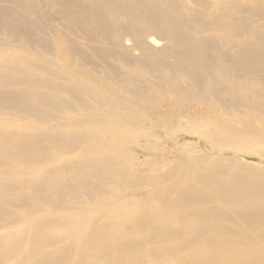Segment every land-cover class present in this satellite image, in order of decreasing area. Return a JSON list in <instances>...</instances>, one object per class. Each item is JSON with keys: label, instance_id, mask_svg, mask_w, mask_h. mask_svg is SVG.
Returning <instances> with one entry per match:
<instances>
[{"label": "bare ground", "instance_id": "bare-ground-1", "mask_svg": "<svg viewBox=\"0 0 264 264\" xmlns=\"http://www.w3.org/2000/svg\"><path fill=\"white\" fill-rule=\"evenodd\" d=\"M0 35V264H264L246 165L116 210L153 188L116 147L131 98L201 104L225 144L264 145V0H0Z\"/></svg>", "mask_w": 264, "mask_h": 264}, {"label": "rangeland", "instance_id": "rangeland-1", "mask_svg": "<svg viewBox=\"0 0 264 264\" xmlns=\"http://www.w3.org/2000/svg\"><path fill=\"white\" fill-rule=\"evenodd\" d=\"M0 37L6 36L0 35ZM43 55L46 57V54ZM138 80L143 81L144 78L141 76ZM154 81L158 82V80ZM141 83L140 86L144 87ZM151 89L159 95L157 100H164L160 97L163 94H160L157 87L151 86ZM225 93L231 96L236 95L230 89ZM131 99L142 110V121L139 122V117L138 125L132 132L125 133L126 141L117 144L116 147L128 156L127 163L136 168L137 175L146 173L153 177V188L148 190L143 187L140 191L127 190L121 197L116 198L121 204L116 207V210L125 211L139 207L153 194V191L167 188L178 179L201 173L204 168L211 166L219 158L227 159L223 160L225 166L228 165L227 163L234 162L246 165L244 167L256 173H264L262 157L264 145L246 141L225 144L219 137L221 131L214 124L217 120L216 113H207L205 106L196 104L193 107H180L172 103L174 101L172 97L167 101L164 100L165 102L143 97L140 101ZM135 158H138L140 162ZM235 168L228 167V175L233 171L234 175ZM154 205L158 206V203Z\"/></svg>", "mask_w": 264, "mask_h": 264}]
</instances>
